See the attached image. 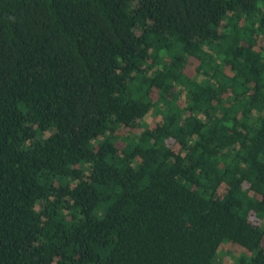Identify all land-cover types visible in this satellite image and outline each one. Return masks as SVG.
Listing matches in <instances>:
<instances>
[{"label": "trees", "instance_id": "trees-1", "mask_svg": "<svg viewBox=\"0 0 264 264\" xmlns=\"http://www.w3.org/2000/svg\"><path fill=\"white\" fill-rule=\"evenodd\" d=\"M0 264H264V0H0Z\"/></svg>", "mask_w": 264, "mask_h": 264}, {"label": "rangeland", "instance_id": "rangeland-1", "mask_svg": "<svg viewBox=\"0 0 264 264\" xmlns=\"http://www.w3.org/2000/svg\"><path fill=\"white\" fill-rule=\"evenodd\" d=\"M148 122H151L152 121V116H149L148 119H147Z\"/></svg>", "mask_w": 264, "mask_h": 264}]
</instances>
